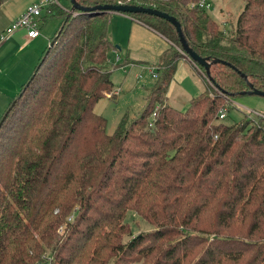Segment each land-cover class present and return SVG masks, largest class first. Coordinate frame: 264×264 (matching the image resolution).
Here are the masks:
<instances>
[{"label": "trees", "instance_id": "1", "mask_svg": "<svg viewBox=\"0 0 264 264\" xmlns=\"http://www.w3.org/2000/svg\"><path fill=\"white\" fill-rule=\"evenodd\" d=\"M76 1L168 13L197 55L226 65L211 81L190 61L205 91L175 110L168 90L188 59L176 28L124 13L171 46L142 113L109 135L95 106L114 93L113 13L49 5L43 23L61 26L0 121V264H264V117L219 121L250 85L264 92V0H243L228 31L199 0ZM128 212L154 229L124 243Z\"/></svg>", "mask_w": 264, "mask_h": 264}, {"label": "rangeland", "instance_id": "2", "mask_svg": "<svg viewBox=\"0 0 264 264\" xmlns=\"http://www.w3.org/2000/svg\"><path fill=\"white\" fill-rule=\"evenodd\" d=\"M25 1L26 0H7L0 9L2 10L3 20L6 21L11 15L16 14ZM58 1L63 5L68 3V0ZM202 1L205 2L204 6H201ZM199 6L203 7L202 9L208 10L212 18L219 24L221 30L224 31L226 29L225 31H228L232 25L234 28L236 27V20L244 9L245 2L243 0H201ZM115 16L118 15H113V22L115 23H112L110 26L109 36L114 47L120 48L122 52L117 50L112 51L109 55V59L111 60V78L115 83V90L113 92H118L119 96L118 99L115 100L110 99L106 95V97L100 100L95 106V113L103 116L108 121L107 133L109 135L114 134L123 117L128 116L129 119H133L142 113L145 108V100H147L148 96L147 92L152 90L157 82L156 79L153 78L152 69L147 65L156 66L159 64L158 62H160L158 61L160 56L154 50L156 46L154 45L151 51L152 53H146L143 47V41L141 40L140 42L135 37L131 39L130 31L125 29L121 23H116ZM44 25L43 34L52 39L59 30L61 22L59 19H49ZM2 29L1 27V30ZM3 32L4 31H1V33ZM23 33V31L18 32L13 37ZM128 45L132 47L130 60L138 63L135 66L125 64L127 53L125 46ZM27 52H29L28 49ZM118 57L121 58V62L116 61ZM19 58L20 56H16L12 64H9V67L13 68L17 66L16 64ZM6 73V71L0 70V121L9 103L20 92L22 87L27 84L34 72L30 75L29 79H27L26 83L19 85L17 88H15L13 83H8L6 81ZM168 98L169 105L173 108L182 112H186L189 109L190 103H187L188 101L185 99L184 93L175 83H172L169 88ZM232 102L233 103L228 108L229 110L227 109L226 118L224 120H219L225 125L232 126L239 124L245 118L258 121L260 118L264 117V97L256 95L242 96L234 99ZM125 223L129 228V233L125 237L124 243H128L131 239L143 232H150L154 229V226L143 220L135 212H128Z\"/></svg>", "mask_w": 264, "mask_h": 264}, {"label": "crops", "instance_id": "3", "mask_svg": "<svg viewBox=\"0 0 264 264\" xmlns=\"http://www.w3.org/2000/svg\"><path fill=\"white\" fill-rule=\"evenodd\" d=\"M36 1L37 0H26L25 3L22 5L21 9L16 14L11 15L10 18L7 19L6 21L3 20L2 10H0V26L3 28L1 30V27H0V33L1 31L5 32L11 26L12 23H14L17 19L20 18L21 14H23L27 6H29L30 4ZM4 4L5 3H3L2 6ZM113 15H118V16H115V21H117L116 23H121L125 29H128L130 31L131 39L135 37L140 42L141 40L143 41V47L146 53L150 54V52L153 50L154 45L156 46L154 50L160 56L158 61H160V58L163 55V53L170 48L171 43L164 36L152 30L151 28L147 27L146 25L142 24L141 22L131 18V16L127 14H123V13H113ZM112 23L113 24L115 23L113 22V16L111 19V24ZM44 26L45 25L43 23L42 28H41V36H39L36 39H29L27 35L23 33L13 38L11 37L6 42L0 44V70L7 72L5 76L6 81L8 83H13L15 88L19 87V85L26 83L27 79H29L30 75L37 68V63L43 56L45 50L51 44V39L48 38V36L43 34ZM27 49L29 50V52H27ZM125 49L127 50L126 57H125L126 58L125 64L126 65L129 64L131 66L137 65L138 64L137 62L130 60V57H131L130 54L132 53V47L128 45V46H125ZM116 50L121 51L120 48H117ZM16 56H20L19 61L16 64L17 66H14L13 68L9 67L12 64ZM158 65L156 66L147 65V66L153 69L157 67ZM172 83L173 84L175 83L176 86H178L181 89V91L184 93L185 99L188 101L187 102L188 104L191 102L193 98H196L197 96H199L205 91L204 82L202 81L201 77L195 72L191 62L188 59H183L179 63L177 73ZM114 90H115V83H114ZM148 93L149 91L147 92V95ZM168 93H169V90H168ZM118 96L119 95L117 93L115 100L118 99ZM167 97H168V94H167ZM146 104H147V100H145L144 106H146ZM168 104H169V101H168ZM175 110H178V109H175Z\"/></svg>", "mask_w": 264, "mask_h": 264}, {"label": "water", "instance_id": "4", "mask_svg": "<svg viewBox=\"0 0 264 264\" xmlns=\"http://www.w3.org/2000/svg\"><path fill=\"white\" fill-rule=\"evenodd\" d=\"M72 3V10H79L84 12L89 11H101V12H109V13H146L150 15L158 16V18L164 19L170 22L177 30L180 43L182 46V50L184 55L189 59V61L193 62L197 66H200L205 69L207 77L213 81L211 77L210 69L212 65H216L219 63H223L220 60L209 61V59H203L199 55H197L188 45L187 41L184 38L182 28L179 22L173 16L163 11H160L156 8L145 7L135 4H112V5H98L95 7H84L80 5L76 0H70ZM117 48V47H116ZM226 65V63H223ZM251 90L249 92L243 93V96H261L264 97V92L256 90L253 86L250 85ZM5 119V118H4ZM4 119L1 121V124L4 122ZM1 126V125H0Z\"/></svg>", "mask_w": 264, "mask_h": 264}, {"label": "built area", "instance_id": "5", "mask_svg": "<svg viewBox=\"0 0 264 264\" xmlns=\"http://www.w3.org/2000/svg\"><path fill=\"white\" fill-rule=\"evenodd\" d=\"M200 1L201 0H199V2ZM199 2L196 4L193 3V6H198L199 8H203L199 6ZM51 4H60V2L58 0H38L30 4L29 6H27L26 10L23 12V14H21L20 18L17 19L14 23H12L11 26L4 33L0 34V44L6 42L8 39L13 37L16 33L22 32V31L27 35L29 39H36L39 36H41V28L43 25L42 18H43L46 8ZM119 4H127V3L120 1ZM204 5H205V2L202 1L201 6H204ZM116 61L121 62V58L118 57ZM152 74H153V78L157 79L158 74L154 68L152 69ZM117 93L118 92L113 93V94L117 95ZM113 94L109 93L107 94V96L111 98ZM157 110L158 108L156 109V112L153 113L151 117L153 121L150 124L151 127L155 119L157 118ZM227 112H228L227 108L222 109L219 113V119L224 120L227 116ZM71 220L72 218L70 219V221ZM61 231L62 229L59 232ZM38 264H41V263H38Z\"/></svg>", "mask_w": 264, "mask_h": 264}]
</instances>
